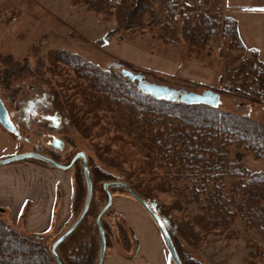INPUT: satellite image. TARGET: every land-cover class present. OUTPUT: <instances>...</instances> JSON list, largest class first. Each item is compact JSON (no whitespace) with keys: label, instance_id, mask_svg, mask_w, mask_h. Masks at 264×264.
Wrapping results in <instances>:
<instances>
[{"label":"rangeland","instance_id":"374dc122","mask_svg":"<svg viewBox=\"0 0 264 264\" xmlns=\"http://www.w3.org/2000/svg\"><path fill=\"white\" fill-rule=\"evenodd\" d=\"M108 1L107 12L95 13L82 2L73 5L72 0H0V98L21 134L20 141L0 126V160L31 152L38 146L43 153L67 165L78 152L83 151L90 157L91 164L98 165L107 173L119 179L126 178V174L132 175V183L139 185L142 182V185L150 187V191L151 188L156 189L153 195L158 208L164 207L169 217L181 224V228L188 225L198 235V239L190 242L183 238L178 240L183 261L187 264L190 261L201 264H264V237L258 230L246 229L238 218L229 229L217 228L204 233L194 223L195 216L201 214L198 206L179 205L176 195L164 189L168 188V184H163L166 177L171 184H182L173 178L176 168L170 169L148 141L143 145L145 140L140 139L135 130L126 127L122 113L115 107L113 111L105 107L95 112L89 110L81 91L86 88L88 94L95 93L91 73L85 72L88 77H84L79 74V69L63 62H53L49 57L52 52L65 51L79 55L105 71L113 69L120 75L121 69H127L144 75L148 82L177 90L184 88L188 92L202 93L205 89H212L219 93V109L246 114L264 126V101L250 100L234 89L242 88L246 82L252 84L251 92L257 90V85L250 80L236 81L235 73L243 62L251 58V53L240 51L222 37L207 44L189 43L182 35H178L175 42L163 40L159 25H146L151 19L148 17L143 18L141 27L113 35L118 28L119 0ZM110 34L113 35L111 40L100 42ZM8 59L13 63L6 65ZM16 64L25 66L36 76L11 77L8 83V73L16 68ZM125 82L135 88L127 79ZM96 95L100 97L99 93ZM56 96L63 109L55 106ZM72 114L80 120L76 125L72 123ZM55 137L64 141V148L53 152L48 142ZM237 152L231 149L232 161ZM242 164L251 172H264V160H257L252 153H246ZM82 170V162L78 161L71 170L61 171L71 176L73 195L77 176L82 175L80 182H85L80 173ZM231 183L227 178L226 193L230 191ZM58 192L57 213L63 198L61 187ZM114 197H128L137 202L127 194L116 193ZM96 199L99 203V196ZM0 220L26 239H43L51 250L55 240L75 222L76 217L72 210L66 228L58 233L53 229L38 237L14 228L1 212ZM110 220L108 217L107 221ZM123 224L130 234L128 236L134 239L128 222ZM119 235L117 230L109 233L106 256L114 251L133 256L137 241L130 250ZM63 251L65 253V248ZM170 264H173L172 260Z\"/></svg>","mask_w":264,"mask_h":264},{"label":"trees","instance_id":"16d2710c","mask_svg":"<svg viewBox=\"0 0 264 264\" xmlns=\"http://www.w3.org/2000/svg\"><path fill=\"white\" fill-rule=\"evenodd\" d=\"M162 1L119 0L116 16L118 28L113 31V35L141 27L145 17L155 18L156 4ZM72 2L73 5L82 2L88 6L90 11L102 13L107 12V2L109 1L72 0ZM203 5L207 10L199 16L196 26L193 23V18L198 8L193 5L184 7L182 37L189 43L197 41L201 44H207L213 39L222 37L240 51L251 53V58L243 62L235 73L236 81L250 80L257 85V90L251 92L252 84L246 82L242 88L234 87V89L236 93L245 98L263 102L264 64L260 61L259 53L244 46L239 36L238 24L234 19L210 10L211 0H203ZM170 13L172 18H175L174 8H170ZM113 35H107L108 37L106 36L100 42L111 40ZM178 35L177 31L168 23L160 26L161 39L175 42L179 39ZM49 57L53 62H63L79 69V74L84 77H88L85 72L91 73L94 76L95 93L88 94L86 88H82L81 91L89 110L95 112L105 107L109 111H113L115 107V110L122 113V119L127 124L126 127L129 130H135L140 139L145 140L143 145H146V141H148L149 146L153 150L156 149V153L170 169L176 168L173 178L175 182L182 184H171L166 177L163 184H168V188L164 187V189L176 195L179 205L198 206L201 214L195 216L194 223L204 233L217 228L229 229L235 220L240 218L246 229L258 230L264 237V172H251L242 164L246 153H252L257 160H264L263 125L252 120L246 114L225 112L219 109V106L186 105L156 100L128 85L125 82L126 78L117 74L113 69L105 71L86 62L79 55L63 51L52 52ZM11 63L13 61L9 60L6 65ZM18 66L16 64V68L11 69L10 74L8 73V83L11 77L36 76L35 72L33 73L25 66ZM98 93L100 97L96 95ZM54 101L57 108L63 109L57 96ZM71 120L74 124H78L77 122L80 121L74 114L71 115ZM232 148L238 151L234 161L230 159ZM86 156L94 185L93 201L86 219L58 249L63 262L65 264H97L100 238L96 227V218L101 209L100 205L103 206L107 201L103 185L107 182L121 180L129 184L157 212L172 237L182 264H187L186 261H183L182 246L178 240L183 238L190 242L198 239V235L188 225H183L181 228V224L175 223L166 213L164 207L158 208L153 195L156 189L151 188L150 191V187L142 185V182L139 185L132 183V175L126 174V178L119 179L98 165L91 164L90 157L87 154ZM53 159L60 162L57 158ZM28 161L46 168H54L39 159ZM80 173L84 177V173ZM78 176L72 200V210L76 219L83 210L87 198L86 181L81 183L82 175ZM227 178L232 181L228 193L225 192ZM110 190L113 196L116 193L130 196L128 191L121 187L112 186ZM96 196H99V203L96 201ZM108 217L111 218L110 221H107ZM123 222L125 221L122 217L114 214L112 209L102 218L107 242L109 233L117 230L123 244L131 250L136 241L128 236L130 234ZM0 264L57 263L43 239H26L5 221L0 220ZM190 264L201 263L190 261Z\"/></svg>","mask_w":264,"mask_h":264},{"label":"crops","instance_id":"0c3cea01","mask_svg":"<svg viewBox=\"0 0 264 264\" xmlns=\"http://www.w3.org/2000/svg\"><path fill=\"white\" fill-rule=\"evenodd\" d=\"M211 8L225 10L224 15L237 22L242 43L257 51L264 64V0H211ZM59 187L63 198L57 213ZM72 196L73 182L64 172L29 162L0 167V212L17 230L37 237L53 229L58 233L71 219ZM112 208L128 222L138 246L133 256L111 252L103 264H170L163 235L140 204L114 197Z\"/></svg>","mask_w":264,"mask_h":264},{"label":"water","instance_id":"95a60500","mask_svg":"<svg viewBox=\"0 0 264 264\" xmlns=\"http://www.w3.org/2000/svg\"><path fill=\"white\" fill-rule=\"evenodd\" d=\"M120 75L127 79L129 83L135 85L137 91L144 95L151 96L159 101H166L172 103H182L186 105H207L210 107H218L220 104L219 93L212 89H205L202 93L188 92L186 89L177 90L169 86H163L155 83L148 82L144 75L136 74L133 71L127 69H121L119 71ZM0 125L6 131L14 134L20 138V132L16 128L15 124L11 120L9 112L5 107L2 99L0 98ZM51 146L56 150H62L64 146V141L60 138H53L51 141ZM32 159H39L50 164L57 170L69 171L71 170L78 161L82 162V168L84 172V177L87 185V198L83 210L81 211L75 222L62 234L60 235L51 246V254L54 257L57 264H65L58 253L59 247L79 228V226L86 219L89 210L92 205L94 196V185L91 178V173L87 161L86 153L83 151L78 152L72 161L64 165L53 158L46 156L39 152H27L12 156L10 158L0 160V167L8 164L23 162ZM112 186L121 187L128 191L129 195L135 199L152 217L157 227L161 231L165 243L167 245L171 260L173 264H182L174 242L171 235L169 234L163 220L157 214V212L141 197L139 196L129 184L122 181L107 182L103 185V189L107 195V201L105 205L100 210L96 218V227L100 238V251L97 264H103L106 257L107 251V240L105 235V230L102 224L103 216L112 208L114 196L110 190Z\"/></svg>","mask_w":264,"mask_h":264},{"label":"built area","instance_id":"2783aa9c","mask_svg":"<svg viewBox=\"0 0 264 264\" xmlns=\"http://www.w3.org/2000/svg\"><path fill=\"white\" fill-rule=\"evenodd\" d=\"M195 6L198 8L197 13L193 18V23L198 25V18L201 14H203L207 9L203 5V0H163L162 2L158 3L156 6L157 14L155 18L148 19L147 26L152 25H163L168 23L171 27H173L179 35H181V26H182V12L184 7L187 6ZM170 8L175 9V18H172L170 13ZM210 10L215 11L210 7ZM218 13L225 12V10Z\"/></svg>","mask_w":264,"mask_h":264},{"label":"flooded vegetation","instance_id":"af4514ba","mask_svg":"<svg viewBox=\"0 0 264 264\" xmlns=\"http://www.w3.org/2000/svg\"><path fill=\"white\" fill-rule=\"evenodd\" d=\"M1 126V125H0ZM4 129V128H3ZM20 132V131H19ZM14 135V134H13ZM17 137V136H16ZM19 140L21 141V134H20V138H19ZM24 141L25 142H27L28 140H27V138H25L24 139ZM51 141L50 142H48V147L49 148H51L52 150H53V152H55V151H57L56 149H54L52 146H51ZM63 148H64V146H63ZM31 152H39V153H42V154H44V155H46V156H49V157H51L50 155H48V154H46V153H43V151L42 150H40L39 148H38V146H35V150H33V151H31ZM27 153V152H26ZM52 158V157H51Z\"/></svg>","mask_w":264,"mask_h":264},{"label":"snow or ice","instance_id":"6c2138e0","mask_svg":"<svg viewBox=\"0 0 264 264\" xmlns=\"http://www.w3.org/2000/svg\"><path fill=\"white\" fill-rule=\"evenodd\" d=\"M262 10H264V9H262Z\"/></svg>","mask_w":264,"mask_h":264}]
</instances>
